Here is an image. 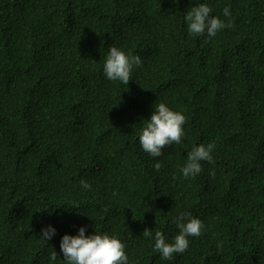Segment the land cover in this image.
Segmentation results:
<instances>
[{
  "label": "trees",
  "instance_id": "obj_1",
  "mask_svg": "<svg viewBox=\"0 0 264 264\" xmlns=\"http://www.w3.org/2000/svg\"><path fill=\"white\" fill-rule=\"evenodd\" d=\"M201 2L0 0V264H47L52 249L63 264L60 237L84 225L117 235L131 264H264V0H207L231 21L207 43L183 19ZM109 46L142 60L127 85L103 75ZM156 102L186 122L151 157L138 132ZM201 143L212 161L182 177ZM182 212L201 235L162 259L142 233L171 242Z\"/></svg>",
  "mask_w": 264,
  "mask_h": 264
},
{
  "label": "clouds",
  "instance_id": "obj_2",
  "mask_svg": "<svg viewBox=\"0 0 264 264\" xmlns=\"http://www.w3.org/2000/svg\"><path fill=\"white\" fill-rule=\"evenodd\" d=\"M212 8L205 2L195 3V6L186 10L183 15L186 31L190 36L203 38L207 43L217 35V32L226 27H231L230 19L226 22L218 16L211 14ZM222 15L230 18L229 7L222 9ZM142 60L139 55L131 51L125 52L116 46H109L104 57L102 72L104 77L113 82L128 84L134 71L140 68ZM186 116L181 111L171 109L166 102H156L149 118L143 120L138 132V143L141 149L151 157L162 156V149L166 145L180 144L184 136ZM214 143L207 145L201 143L193 146L186 155L182 165L178 167L179 174L184 178H194L202 171V161L211 162ZM152 167L157 171L161 168V162L156 161ZM214 175V173H212ZM176 176L173 175V179ZM79 184L83 190H90L89 182L81 178ZM177 234L171 242L166 240L161 231L145 229L143 235L149 237L154 243V251L160 254L162 259L172 258L174 253H184L189 246L188 237H199L203 228V222L190 213H181L172 220ZM87 226H80L75 235L64 234L59 240L60 254L63 256V264H131L126 245L115 235L108 232L94 231L86 235ZM57 234L52 224L41 226L39 237L48 241ZM58 253L52 249L47 257V264H56Z\"/></svg>",
  "mask_w": 264,
  "mask_h": 264
}]
</instances>
